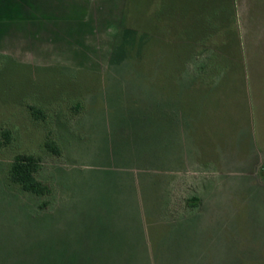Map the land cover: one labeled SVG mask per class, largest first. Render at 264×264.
<instances>
[{"label": "rangeland", "instance_id": "374dc122", "mask_svg": "<svg viewBox=\"0 0 264 264\" xmlns=\"http://www.w3.org/2000/svg\"><path fill=\"white\" fill-rule=\"evenodd\" d=\"M126 7V28L151 39L155 21L157 42L152 53L149 44L146 55L141 51L136 56L135 37L128 35L124 41L120 35L105 75L83 72L92 62L73 52L58 53L50 41L48 57L41 62L34 58L31 66L0 53V131L8 128L13 135L11 144L0 149V214L12 212V218L6 216L10 225L0 226V237L20 247L34 243L33 235L18 224L23 220L18 212L42 209L34 207L32 195L17 193L4 180L5 164L24 152L40 156L39 177L53 187L46 197L50 203L57 204L64 189L67 192L78 163L100 169L87 170L84 176L90 172L93 181L101 175L108 211L115 205L122 209L126 198H138L149 219L159 218L165 210L159 195L166 192L170 215L186 222L185 228L167 225L169 219L150 222L159 264H264V151L258 152L264 149V0H128ZM63 10L58 8L57 16L47 13L45 22L55 17L60 24L61 17L78 12ZM1 14L0 35L16 37V22L8 24L10 16ZM78 30H72L74 37ZM187 38L194 42H189L190 53L185 43L187 53L178 56ZM164 40L174 43L162 58ZM184 66L207 84L197 82L187 91L193 106L202 111L199 133H186L191 154L176 139L155 138L147 91L135 89L138 75L130 72H143L147 82L160 78L165 86L179 73H162V68L175 72ZM151 69L156 74H150ZM213 83L215 90L210 89ZM77 101L82 103L79 112L73 108ZM29 106L43 111L44 117L36 119ZM244 123L253 126V144L252 133L244 139L238 136ZM49 139L58 145V155L44 148ZM220 150L229 151L221 160ZM56 167H62L58 174ZM167 183L174 184L168 188ZM19 193L27 197L25 202ZM92 193L88 185L94 210ZM194 196L204 201L200 212L194 211L198 206L187 207V199ZM154 203L153 215L147 209ZM188 209V219H182L186 214L174 215ZM111 214L102 220L111 222Z\"/></svg>", "mask_w": 264, "mask_h": 264}, {"label": "crops", "instance_id": "0c3cea01", "mask_svg": "<svg viewBox=\"0 0 264 264\" xmlns=\"http://www.w3.org/2000/svg\"><path fill=\"white\" fill-rule=\"evenodd\" d=\"M0 2V17L3 15L1 13L8 14L10 16L8 24L11 21L16 22L19 31L13 38L0 35V53L3 56L24 61L28 63L26 65L31 66V62L35 63L34 58H39L41 62L42 58L48 57L46 48L50 41L49 46L53 44L58 46H56L58 53L63 54V50L66 53L73 52V54L92 62V65L85 67L83 72L101 76L110 70V60L114 51L112 46L119 36L123 35L120 34L122 30L126 29L125 10L128 0H0ZM58 8L67 10H63L62 13L73 10L78 12L61 17L60 24H58L59 21L56 22L57 18L55 17L52 23L45 22L47 13L57 16ZM156 26L157 23L153 21L151 39H145L148 41L145 48L141 46L143 55H146L144 52L149 50V44H151V53L155 48L158 37ZM76 27L79 29V35L74 37L72 30ZM136 32L140 33L139 30ZM138 41L139 37L137 36L136 42ZM165 41L167 42V40L162 42V45L165 44V46L161 45V51L159 49L162 58L166 56V51L170 49L169 45L173 42V40L167 43ZM190 41L193 42L191 38L182 40L183 47L178 56L182 54L184 57V54L187 53L185 43L190 53L189 46H192L189 45ZM57 56V54H53V57ZM153 63L155 62L153 61ZM180 70L178 68L172 72L170 69L165 71L162 68V73L171 72L174 75L179 73V76H174V80L173 77L168 78L166 80L168 85L165 83V86L163 85L164 80L161 82L160 78L151 77V82H147L142 75L143 72L136 69L130 70V72L138 75L134 83L135 89L143 88L142 91L144 89L147 91L148 100L145 103L151 105L150 116L154 126L152 133L155 134V138L158 139V142L161 138L163 140L164 138L167 140L176 139L183 146L185 152L191 154L192 146L187 142L188 139L185 142L186 133L198 132L202 111H198L193 106L188 99L187 91L192 90V86L197 82L199 85L207 84L203 81V77L191 76L187 66ZM161 71H157V74H160ZM150 74H156L155 69L153 71L151 69ZM211 87V90H215L217 85L213 83ZM210 92L212 91L205 92V94L209 95ZM245 105L247 104L243 102V106ZM196 124L198 125L196 126ZM249 124L244 123L237 133L243 139L248 133H252L250 141L253 144V126ZM259 151L262 152L264 149L258 148ZM227 152L229 151L220 150L218 152L220 160ZM217 160L215 162H220ZM77 166L78 171L72 169L67 192L64 193V189L54 208L18 212L19 217L23 218V220H18V224L24 225L25 231L33 235L34 243L20 247L10 243L4 237H0V239H4V241H0V264H159L158 254L153 248L154 240L152 241L153 233L150 232V222H159L160 220L163 222L165 219H169L171 223H167V225L180 223L183 228H185L183 222H186V220L175 221L177 218L170 215L168 209L171 206L168 194L164 192L159 195L163 199L165 207L164 213L160 214L159 218L156 216L149 219L150 217L145 209H142L138 198H132L131 201L126 198L122 209H118V205H115L112 211H108L106 209L107 202H109L106 195V184L101 175L92 181V174H90L91 170L94 171L98 168H91L85 164L79 165V163L76 164ZM100 166L101 164H98V167ZM87 170L90 171L89 175L84 176V172ZM173 184L167 183L166 185L169 188ZM88 185L93 192L94 210H91L92 204L90 196L87 194ZM145 186L149 185L145 184ZM199 199L198 207L193 209L195 212H200L198 209L204 202L201 196ZM129 202L131 205H128ZM116 203L115 201L113 204ZM147 210L148 212L151 210L152 214L155 213V203ZM191 212L192 209L178 210L174 215L186 214L182 219H188ZM106 213H112L111 222H104ZM7 215L11 217L12 212L6 211L0 214V226L3 229L10 225L6 219ZM119 215H122L123 218ZM171 235L175 237L174 233Z\"/></svg>", "mask_w": 264, "mask_h": 264}, {"label": "trees", "instance_id": "16d2710c", "mask_svg": "<svg viewBox=\"0 0 264 264\" xmlns=\"http://www.w3.org/2000/svg\"><path fill=\"white\" fill-rule=\"evenodd\" d=\"M136 31L137 30L135 29L126 28L125 34H123V36H124V41L126 40V36L128 35L134 36L135 39L137 36L139 37L138 42H136V40L134 39L135 53L136 56H141V49H142L141 46L145 48L146 44L148 43V41H145V39L149 38V36L145 35V33L144 34L137 33ZM122 49L124 53V51L126 50H124V48ZM115 53L116 51L114 49L110 62L112 61V58L115 55ZM73 108L75 111L79 112L80 109L82 108V103L80 101H77L75 105H73ZM29 109L31 111V114L36 119H40L41 117L42 118L44 117L43 111L37 109L36 107L29 106ZM12 139H13V135L11 130L8 128H3L0 131V149L10 145ZM44 148L55 155H58L60 152L58 145H56L54 141L52 140L50 141V139L44 141ZM40 168H41L40 156L33 153H24V152L16 153L13 156L12 160L5 164L4 180L9 187H14L17 193L18 191H20L23 192L24 194H28V196L32 195V197L35 199L34 202L35 208L37 207L39 209H47L49 207L55 206L57 200L50 203L51 201L46 198L49 197L50 194H52L53 187L48 180H43L42 178L39 177V172L41 170ZM61 168L62 167H56L55 173H57L58 171L60 172ZM62 180L63 182L61 183L62 185L60 190H62L64 187L65 177ZM19 195L20 198L22 197L24 202L27 200L24 199L27 197H25L24 195L22 196L21 193H19ZM199 201L200 199L198 196L191 197L187 199V204H188L187 207L194 209L196 206L199 205Z\"/></svg>", "mask_w": 264, "mask_h": 264}]
</instances>
